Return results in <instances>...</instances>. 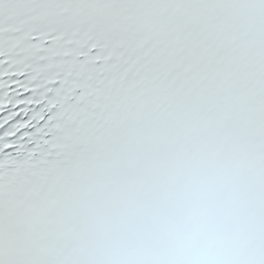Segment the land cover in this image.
Returning a JSON list of instances; mask_svg holds the SVG:
<instances>
[{"label":"snow or ice","instance_id":"snow-or-ice-1","mask_svg":"<svg viewBox=\"0 0 264 264\" xmlns=\"http://www.w3.org/2000/svg\"><path fill=\"white\" fill-rule=\"evenodd\" d=\"M0 111V264H264V0H0Z\"/></svg>","mask_w":264,"mask_h":264}]
</instances>
